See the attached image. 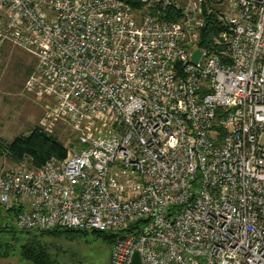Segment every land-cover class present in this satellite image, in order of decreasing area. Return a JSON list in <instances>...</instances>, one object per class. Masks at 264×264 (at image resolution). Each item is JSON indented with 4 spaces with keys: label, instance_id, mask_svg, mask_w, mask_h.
I'll use <instances>...</instances> for the list:
<instances>
[{
    "label": "built area",
    "instance_id": "1",
    "mask_svg": "<svg viewBox=\"0 0 264 264\" xmlns=\"http://www.w3.org/2000/svg\"><path fill=\"white\" fill-rule=\"evenodd\" d=\"M138 1L0 0V47L53 99L41 128L78 146L0 167V206L120 234L111 264H264V0H230L221 51L199 46L205 0Z\"/></svg>",
    "mask_w": 264,
    "mask_h": 264
},
{
    "label": "rangeland",
    "instance_id": "2",
    "mask_svg": "<svg viewBox=\"0 0 264 264\" xmlns=\"http://www.w3.org/2000/svg\"><path fill=\"white\" fill-rule=\"evenodd\" d=\"M227 4L230 5L231 1L205 0L202 5L203 15L205 5L209 7V11H216L220 15L229 11ZM0 62V142L9 143L19 135L30 134L35 127H41L42 118L53 108V99L38 98L24 89L27 77L37 62L34 56L22 49L4 45L0 47ZM48 133L54 134L66 145L71 141V145L78 148L77 143L74 144L75 132L70 127L57 123L52 132ZM18 164L0 152V167L10 168ZM7 220L8 218L0 220V223ZM8 236L9 234H3V238ZM113 245L103 241L85 242L62 238L55 243V255L62 264H74L71 261L72 254L84 257V264H111ZM0 264L32 263L22 257L17 246L9 256H0Z\"/></svg>",
    "mask_w": 264,
    "mask_h": 264
},
{
    "label": "trees",
    "instance_id": "3",
    "mask_svg": "<svg viewBox=\"0 0 264 264\" xmlns=\"http://www.w3.org/2000/svg\"><path fill=\"white\" fill-rule=\"evenodd\" d=\"M128 2L136 9L141 7L138 0H128ZM203 7L204 25L199 46L208 50H224L225 47L217 43V36L226 29V26L216 11H209L206 5ZM152 12H155L154 9ZM165 17L176 18L177 15L167 10ZM0 152L13 163H20L25 157H32L35 166H42L53 156L65 158L67 147L54 134L37 126L28 135H19L9 143L0 142ZM18 212L17 208L6 210L0 206V220L4 221L8 218L7 221L0 223V256H9L19 246L22 257L32 264H62L55 255V243L62 238L85 242L103 241L112 245L120 235L112 231L80 228L57 227L45 231L19 229L15 225ZM3 234H9L8 238H3ZM71 261L74 264H84L85 258L72 254Z\"/></svg>",
    "mask_w": 264,
    "mask_h": 264
},
{
    "label": "water",
    "instance_id": "4",
    "mask_svg": "<svg viewBox=\"0 0 264 264\" xmlns=\"http://www.w3.org/2000/svg\"><path fill=\"white\" fill-rule=\"evenodd\" d=\"M200 55H201V50L195 51V53L192 56L193 62H197L199 60ZM120 238L123 239V238H125V236H122ZM131 264H143L142 258H141V255L139 252H135Z\"/></svg>",
    "mask_w": 264,
    "mask_h": 264
}]
</instances>
